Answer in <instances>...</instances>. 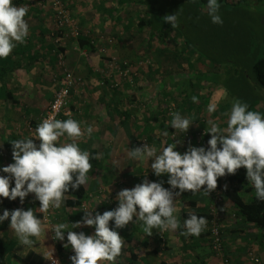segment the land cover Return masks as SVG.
Returning <instances> with one entry per match:
<instances>
[{
  "label": "clouds",
  "instance_id": "clouds-1",
  "mask_svg": "<svg viewBox=\"0 0 264 264\" xmlns=\"http://www.w3.org/2000/svg\"><path fill=\"white\" fill-rule=\"evenodd\" d=\"M206 4L211 22L222 25L219 0H206ZM27 14V6H18L13 0H0V59L7 58L18 44L26 41L29 35ZM163 20L173 28L179 26L178 14L166 15ZM192 100L196 102L197 97L193 96ZM216 107L215 103H210L207 111L213 113ZM171 115L170 126L188 132L193 121L179 112ZM225 115L228 116L227 128L222 129L214 120L208 121L207 133L212 135L207 149L190 146L187 151L180 152L175 150L177 143H173L157 154L154 147L146 144L129 150L127 156L141 162L152 158L154 174L158 177L168 174L167 183L171 189L180 190L177 195L189 190L195 194L202 189L209 194L217 188L218 178L235 174L244 167L247 179L255 189V197L264 201V114L249 110L247 103L235 99L230 112ZM93 131L92 126L82 129L81 122L75 119L58 120L49 115L35 130L39 145L29 137L11 141L14 162L0 169L8 174L0 175V197L13 201L19 197L23 203L30 193H34L41 211L59 209L65 193L79 190L88 181L92 169L90 153L81 149L77 141L85 133L91 136ZM61 137H67L70 142L60 143ZM13 180L14 186H11ZM116 199L119 203L113 210L95 215L93 210H84L81 220L70 224L61 222L53 227L55 239L63 241L67 233L64 247L71 246L75 253L70 257L72 264H115L124 247V240L116 229L125 227L134 217L135 224L142 222L149 236L153 229L167 232L181 228L175 215L173 191L165 188L163 182L144 180L131 189H122ZM9 217L10 228L20 245L31 247L35 243L33 238H39L44 232L41 219L31 208L5 209L0 215V224ZM110 221L114 222V227H110ZM81 226H94V234L73 231ZM182 227L183 235L198 237L207 227V218L189 213Z\"/></svg>",
  "mask_w": 264,
  "mask_h": 264
},
{
  "label": "crops",
  "instance_id": "crops-1",
  "mask_svg": "<svg viewBox=\"0 0 264 264\" xmlns=\"http://www.w3.org/2000/svg\"><path fill=\"white\" fill-rule=\"evenodd\" d=\"M65 1L72 16L77 21V25L80 26L81 30L83 27L85 28V32L82 30L84 32L82 37L93 38L99 43L101 40L97 39V37L105 34L107 30L112 32V34L115 33L111 29L116 28L114 23L119 19H117V15L120 11L118 14L112 13L111 8L119 10L117 0ZM25 19L27 22L36 19L35 22L37 23L29 25V35L24 43L18 44L7 58L0 59V67L3 66V68L8 70L3 75V78H0V166L2 168L14 162L11 141L26 138L25 128L27 122H37L45 114L54 97L55 89L53 91V88H56V85L53 79L62 71L58 65L55 53L56 47L50 40L54 25L53 13L50 11L45 12L44 10L33 14V11H31L28 12ZM109 21H112L110 25H108ZM74 42V40H63L62 42V50L67 56V67L75 73V77L78 78L80 76L87 86L84 88L80 81L79 84L77 83L81 88L78 89L79 91L77 90L78 92L73 93L70 102L71 115L66 117V119L72 118L80 121L82 129H86L92 124L94 132L91 136L85 133L77 142L83 150L88 152L97 151L99 161L102 164L104 175H101L100 171L99 173L96 171L90 172L88 181L93 176L101 180L106 178L104 179L105 183L101 181L100 183L108 187L107 184H111L116 174H119L115 172L119 166V147H116L119 145V117L117 113V109H119V94H109L107 90H102L100 86L98 87L97 83L102 78V75L97 70L100 67H105L106 61L102 57L101 49L95 47L90 56L83 59L78 53L79 48L76 47L77 45L80 46V43ZM101 47L103 46L101 45ZM105 51L103 50L102 52L106 53ZM109 51L114 52V55L119 57V45L114 50L109 48ZM178 61L182 63V57ZM77 78L76 80L79 79ZM170 79L173 80L172 76ZM180 89L182 91V87ZM183 89L185 90V88ZM85 94L87 95L86 97H84ZM87 97L88 99L86 100ZM214 98H220V94L217 92ZM215 113L218 114L214 121L223 129L224 127L220 122L222 121L221 118L223 117L222 119H224L228 116L225 115V110H221L218 106ZM29 114L33 115L30 116ZM103 119H105V122L109 120L110 124L105 123L106 125H103L101 123ZM99 125L105 128L104 132L99 130ZM209 127L210 125H208ZM102 133H104L102 137L104 144L100 142V146H104L103 148H97L92 145V142H96L93 139H100ZM211 135V133H208L206 136L207 140L204 146L206 149L209 147L208 140ZM59 142L67 143L70 141L67 137H61ZM86 145L92 146L87 148ZM130 150H132V147ZM123 161L122 170L119 174V182L123 185L119 186V192L122 189H131L136 184L142 183L147 177L146 170H152L151 163L145 161L140 162L130 157L125 158ZM129 167H131L132 171H129ZM126 168L127 170H125ZM0 175L7 176L8 174L0 171ZM152 178V181L163 182L165 188L173 191L177 208L175 215L180 220L181 228L167 232L153 229L152 235L149 236L144 231L142 222L135 224L134 217V220L129 222L128 225L116 229L124 240V247L122 248L121 256L117 258L115 264H222L210 247L209 220H207L206 229L200 236H185L182 234L183 221L188 217L189 213L198 215L199 212H207L209 214V210L212 211V214L214 212L217 220L221 223L225 252L228 257L234 258L236 264H255L248 257V253L252 251L264 264V232L259 229L248 228L236 215L234 208L224 199L221 204L215 205L213 192L211 191L208 194L203 189L195 194L189 190L177 195L180 190L178 188L171 189V186L167 183L169 178L167 174L159 177L154 174ZM227 183L228 175L218 178L216 188L218 195L223 192V188L227 186ZM11 186H14V180ZM85 187L88 191L86 184ZM203 187L206 188V185ZM110 188L111 186L109 185V191L111 190ZM89 196L91 201L84 205L86 210H93V215L96 212L103 214L104 211L113 210L119 203V201L116 202L115 200L112 203L109 200H105L106 203L103 200L99 202L92 198L90 194ZM83 211L81 207V210L77 213L80 220L85 214ZM70 212L72 211L66 210V202H64L62 211L59 213L58 210L57 224L61 222L69 224L76 222L71 221ZM110 227H114V222L110 221ZM73 231L77 233L82 231L87 235H92L95 232V227L81 226L73 229ZM11 234L6 239L9 242L6 258V261L9 262L8 264H49L48 252H50L51 260H57L56 264H72L70 257L75 253L71 246L68 248L64 247V244L67 243V233H65L63 241L58 239L52 241L51 247H43L51 237L46 227H44V232L39 238H33L35 243L31 247L20 245L15 233ZM58 243L63 247L62 252H59L56 247ZM107 264H111V262H107Z\"/></svg>",
  "mask_w": 264,
  "mask_h": 264
},
{
  "label": "rangeland",
  "instance_id": "rangeland-1",
  "mask_svg": "<svg viewBox=\"0 0 264 264\" xmlns=\"http://www.w3.org/2000/svg\"><path fill=\"white\" fill-rule=\"evenodd\" d=\"M132 1L126 0L127 3L124 5L119 3L120 14L124 12L126 16L115 21L116 28L111 29L115 32L114 34L107 30L105 34L97 37L101 40L100 44L93 38H87L94 43L96 48L101 49L102 57L106 59L105 67H100L97 70L102 75V78L98 80V87L107 90L109 94H119V109L132 111L134 113L132 120L134 121L144 122L147 114L152 110L161 111L168 124L172 119L171 114L175 112H179L182 116L193 121L188 132L175 130L169 125L167 131L159 129L155 133L142 135L136 139L142 142L138 147L148 144L156 149L157 154L162 151L163 147L173 143H177L175 150L180 152L187 151L190 146L204 147L208 134L209 124L207 122L209 119L215 120L218 114L209 113L208 105L215 103L221 110L224 109L226 113H229L235 99L245 102L242 96L243 86L254 85L250 82L254 80L252 67L259 59L264 58V1L235 7L221 4L219 14L223 19V24L220 25L211 22L204 0H195V2L192 0H183V2L181 0H155V4L157 1V5L163 8L164 17L169 14H178L179 26L162 31L161 34L165 36L163 44L159 42L158 37L150 40L151 29L149 26L142 27V31L140 30L139 24L142 18H145L148 23L149 17L146 18V11L140 10L141 7L137 3L136 5L132 4ZM13 3L18 6H27L28 12L33 11V14L44 10L53 13L50 4L46 7H39L38 0H13ZM35 20L28 24H36ZM130 21L133 23L131 27H129ZM111 23L112 21H109L108 25ZM84 29L83 27L82 30ZM52 32H54V25ZM50 40L54 43L52 34H50ZM74 43L80 42L75 41ZM54 45L56 47V43ZM60 45L62 47V43ZM118 45L119 57L109 51V48L114 50ZM76 47L79 48L78 53L83 59L88 58L93 52L88 47L84 49L79 45ZM103 50H106V53H103ZM111 57L116 58L119 62V74L115 71L112 72L109 68ZM181 57L183 62L179 63L178 59ZM121 67L131 68V76L127 80L120 75ZM171 76L173 80L170 79ZM78 78L77 83L79 84L80 81L86 88V82L80 76ZM78 87L81 88L79 85ZM181 87L182 91L180 92L179 88ZM54 89L56 90L55 87L53 91ZM185 91L187 92L186 99ZM217 92L220 94V98H214ZM250 92L252 101L245 102L249 105V110L264 114V90L255 91L252 89ZM132 94L137 95L138 101H132L128 97ZM86 96L85 94L84 97ZM193 96L197 97L196 102H193ZM219 118L221 117L219 116ZM222 118L220 122L224 128H227L228 117ZM120 120L119 116V145L116 146L119 147V166L115 170L119 174L122 170L123 160L128 158L127 152L132 147L125 130L120 126ZM96 123L98 122L96 121ZM101 123L106 125L105 123L110 124V121L105 122L103 119ZM104 129L99 125L101 132H104ZM25 130L26 137L31 138L26 128ZM133 133L134 137L139 134L138 131H133ZM103 136L104 133L101 134L100 139H93L96 142H92V145L103 148L104 145L100 146V142L104 144ZM92 145H86V147L89 148ZM147 160L145 162L151 163L152 158ZM0 169H2L1 166ZM129 171H132L131 167H129ZM119 174H116L111 184H107L108 187L111 186L110 191L107 186L106 189L105 185L100 183V181L105 183L100 178L89 179L86 183L88 193L99 202L101 200H109L111 203L113 200L118 202L116 197L119 193V186L123 185L119 182ZM146 176V180L153 182V170H146ZM218 196L222 198V193ZM218 196L214 197V200ZM33 199H35V194L30 193L23 203L18 205L14 203L18 201V197L15 201L0 197V215L5 209L9 210L8 206H11L9 211L18 207H23V210L33 209L36 216L41 215L38 218L51 234L50 240L43 247H51L52 241L57 240L54 238L52 229L57 224L58 210L60 213L62 206L59 209L50 208L47 212H43L40 210V206H32ZM13 204L15 207L12 209ZM82 209L86 210L85 205L82 206ZM83 212L85 213V211ZM218 222L221 226L220 221ZM13 232L10 228L9 217L0 224V242L5 245V264L9 263L6 261L9 245L6 239ZM251 253L253 252L248 253L249 258ZM47 256L49 264L53 261L57 263L56 259L51 260L50 252L47 253ZM230 259L236 264L234 258Z\"/></svg>",
  "mask_w": 264,
  "mask_h": 264
},
{
  "label": "trees",
  "instance_id": "trees-1",
  "mask_svg": "<svg viewBox=\"0 0 264 264\" xmlns=\"http://www.w3.org/2000/svg\"><path fill=\"white\" fill-rule=\"evenodd\" d=\"M206 2V0H204ZM264 0H219L220 4L230 5V6H240L246 4H252L254 2H263ZM65 3V1L63 0ZM118 3L124 5L126 4V0H117ZM183 2V0H181ZM37 3V1H36ZM137 3L141 8L140 10L146 11V18L149 17L148 23L145 21V18H142V21L139 24V28L142 31V27L149 26L151 29L150 33V40L152 41L154 37L159 38V42L165 43V36L162 31H166L171 28V24L164 22L163 20V8L157 5V1L155 4V0H133L132 4ZM49 3H45L44 6L39 7H46ZM67 6V4L65 3ZM111 12H115L118 14L119 10L111 8ZM121 12H119L120 14ZM117 15L118 18H124L126 14L123 12L120 15ZM119 21L116 20V22ZM133 25L132 21H130L129 27ZM128 27V28H129ZM177 28V27H176ZM80 46L82 48L88 47L94 51L95 45L94 43L87 38L82 37L80 40ZM62 50V47H60ZM178 55V54H177ZM122 68V67H121ZM254 73V80H251L254 85H246L243 86V98L245 102H251L252 94L250 90L255 89V91L264 90V58L259 59L256 63H254L252 67ZM8 70L0 67V78H3V75L6 74ZM58 75V74H57ZM248 88V90H246ZM180 92L181 89L179 88ZM132 101H138V97L136 94H132L128 96ZM185 99L187 97V92L185 91ZM118 117L120 116V126L125 130L128 138L132 143V149L137 148L139 145L142 144L139 140L142 135H146L148 133H155L159 129L167 131L169 129V125L166 122V119L162 116V112L159 110H152L149 111L147 117L145 118L144 122H139L138 120L134 121L132 118L134 117V113L129 109H117ZM35 122V121H33ZM133 131H138L139 134L134 137ZM137 146V147H136ZM90 153V163L92 164V169L89 171L88 175L93 172H101V175H104L102 164L99 161L98 152L92 150ZM91 172V173H90ZM94 175V174H92ZM105 177V176H104ZM94 178V176H93ZM104 179L102 178L103 182ZM222 198L229 203L235 210L236 215L241 219L248 228H255L262 230L264 232V201H260L255 197V189L249 183L247 179V170L244 167H241L236 171L235 174H228V183L225 188H223ZM91 198L89 193L85 187V185L81 186L79 190H69L65 193V202H66V210H71L70 212L71 221H79L80 217L77 215L81 210V207L89 203ZM18 205L21 204L20 198L18 197V201L14 202ZM17 206V205H16ZM32 206H40V202L35 198L32 200ZM9 210H11V206H8ZM15 207L13 204L12 209ZM197 215V214H196ZM198 216H204L207 220L211 221L213 216L211 215V211L209 210V214L207 212H199ZM37 217H41L38 215ZM222 237L223 232L221 229ZM59 252H62L63 247L58 243L56 245ZM0 264H5V245L0 242Z\"/></svg>",
  "mask_w": 264,
  "mask_h": 264
},
{
  "label": "built area",
  "instance_id": "built-area-1",
  "mask_svg": "<svg viewBox=\"0 0 264 264\" xmlns=\"http://www.w3.org/2000/svg\"><path fill=\"white\" fill-rule=\"evenodd\" d=\"M47 2L51 5L53 10L54 32H52V36L54 37V43H56L55 53L57 56L58 65L62 71L53 79L56 85V90L54 93V97L50 102L45 114L37 122L29 121L26 124L27 132L31 135V138H33L34 142L37 145H39L40 141L35 138V130L43 119L47 118L49 115H52L55 119L64 120L66 119V117L71 115V98L73 96V93H76L79 87L74 73L67 67L66 54L65 52H62L60 50V44L63 40L79 41L84 35L83 31L76 24L71 11L65 5L63 0H38V5L44 6V4ZM109 62L110 70L112 72H118L119 74V62L116 60V58L111 57L109 59ZM121 69L122 70L120 71V75L125 77V80L130 78L131 68ZM212 192L215 197L219 194L216 189ZM222 200L223 198H220L218 196L215 200V205L219 204ZM17 209H23V207H18ZM213 210L215 209L213 208ZM211 215L213 216V219L209 223L211 250L220 259L222 264H234L233 261H231L230 257L226 255L224 240L221 233V226L219 225L216 215L214 214V212L212 214V211ZM250 259L255 264H262L260 258H258V256L254 253L250 254ZM50 264H56V262L53 261Z\"/></svg>",
  "mask_w": 264,
  "mask_h": 264
}]
</instances>
